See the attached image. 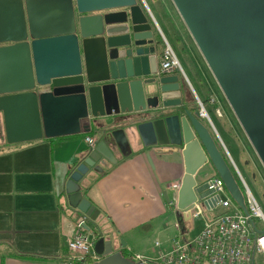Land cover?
Wrapping results in <instances>:
<instances>
[{
	"label": "water",
	"instance_id": "1",
	"mask_svg": "<svg viewBox=\"0 0 264 264\" xmlns=\"http://www.w3.org/2000/svg\"><path fill=\"white\" fill-rule=\"evenodd\" d=\"M171 1L264 169V0ZM144 10L140 0H0L5 141L93 129L97 139L83 150L64 186L66 206L92 223L98 211L82 197L79 183L139 144L182 149L178 215L209 194L195 180L209 161L248 216L243 192L198 112L180 106L178 77L159 71ZM173 108L184 116H169ZM203 205L208 209V202ZM93 250L99 259L92 264H134L103 236L96 237Z\"/></svg>",
	"mask_w": 264,
	"mask_h": 264
},
{
	"label": "crops",
	"instance_id": "2",
	"mask_svg": "<svg viewBox=\"0 0 264 264\" xmlns=\"http://www.w3.org/2000/svg\"><path fill=\"white\" fill-rule=\"evenodd\" d=\"M140 2L162 46V39L168 44L169 39L187 49L188 57L180 56L183 69L190 75L195 69L208 72L172 1ZM199 93L214 96L216 107L231 120L233 114L218 87L199 89ZM214 118L233 161L238 146L225 132L223 121ZM86 136L98 137L92 129L74 136L8 144L0 113V264H75L67 241L75 235L81 217L66 206L64 186L87 147ZM115 160L106 163L101 173L89 172L79 183L82 197L98 211L95 222L87 220V227L96 237L111 241L127 260L133 253L153 255L154 241L167 248L176 236L171 222L178 214L169 202L174 197L171 185L184 174L183 166L177 164L179 155L171 146L143 148L139 144L125 154L117 153ZM213 175L209 169L198 180ZM199 230L185 236L193 237Z\"/></svg>",
	"mask_w": 264,
	"mask_h": 264
},
{
	"label": "built area",
	"instance_id": "3",
	"mask_svg": "<svg viewBox=\"0 0 264 264\" xmlns=\"http://www.w3.org/2000/svg\"><path fill=\"white\" fill-rule=\"evenodd\" d=\"M160 70H181L179 61L168 44L163 49ZM199 116L202 119L206 117L202 107L199 108ZM84 142L87 146H92L95 139L86 136ZM243 185L248 216L232 201L217 175L206 178L199 186H206L209 194L197 196L190 207L176 215L177 221L173 224L176 236L170 240L168 247L163 248L156 240L153 255L133 253L129 260L134 264H264V216L244 182ZM171 188L174 190V197L169 204L177 211L179 185L173 184ZM204 202L209 203L208 209L204 208ZM215 209H220L221 212L212 216ZM204 211L210 214L208 219L204 218ZM198 219L203 221L199 232L193 237L185 236L188 234L185 223H194ZM87 220L81 216L77 221V231L67 241V246L75 261L85 262L87 259L96 262L99 259L93 250L96 235L86 230Z\"/></svg>",
	"mask_w": 264,
	"mask_h": 264
},
{
	"label": "flooded vegetation",
	"instance_id": "4",
	"mask_svg": "<svg viewBox=\"0 0 264 264\" xmlns=\"http://www.w3.org/2000/svg\"><path fill=\"white\" fill-rule=\"evenodd\" d=\"M154 41H155V45L157 48V57H158V63H159V71L163 74V75H167V76H173L176 75L178 77V86H179V93H180V106L189 110L190 112H194L197 111L198 112V116H199V108L202 107L204 114L206 115L205 119H202L200 116V120L201 123L207 128V130L210 132L217 149L220 151L221 155L223 156L226 164L228 165L229 168L233 167H237L235 161H231L229 156H228V150L227 147L224 143L221 142L220 138L221 135L219 133V130L217 128V126L215 125V123L212 121V119H210L209 115H208V110L210 111V113L213 112V114L220 119L221 121H223V127L225 129V132L227 133V135H229L230 138L235 139L237 134L234 130V123L238 125V128L240 130V132L242 134H244L247 143L249 144V146L251 147V149L253 150L249 140L247 139L241 125L239 124L237 118L235 117L229 103L227 102L223 92L221 91L217 81L215 80L212 72L210 71L209 67L207 66V63L205 62L203 56L202 60L205 63V65L208 68V72L206 69H204V73L198 72L196 69L195 71L192 73V75H190L186 70L181 68L180 65V71H174V70H170L167 72H162L160 70V63L162 61V54H163V49L165 47V44H168L167 42L164 41V45L162 46V44L160 43L159 39L156 38V36H154ZM169 45V44H168ZM196 45V44H195ZM171 47V49L173 50L172 46L169 45ZM197 47V46H196ZM198 49V48H197ZM174 52V50H173ZM175 53V52H174ZM201 54V53H200ZM191 62L190 59L186 60V62L188 63ZM180 64V63H179ZM218 87V89L220 90L221 94L224 97L225 102L227 103V105L229 106L233 116L231 118V120H228L227 116L225 115V113L223 112V110L221 108H217V99L212 96V95H207V96H202L199 93V89L201 90H206L209 88H213V87ZM207 106V108H206ZM212 111V112H211ZM169 116H178V117H183V111L182 109H178V108H173L171 110H169ZM168 116V117H169ZM173 141H177V139H174ZM234 143L237 145L238 142L234 141ZM167 146H171L176 148V154L179 155V161L177 162V164H179L180 166H183V170H184V161H183V157H182V149L180 147H177L175 145H167ZM157 147H165V146H158ZM239 153H244L245 151L244 149H241V151H239ZM253 155H255L256 158L257 155L255 153V151L253 150ZM251 155L247 154L245 162L248 164H251L252 166L255 167L254 161L252 160V158L250 157ZM259 160V159H258ZM260 162V161H259ZM261 164V163H260ZM263 168V167H262ZM212 171V173L214 174L213 176L216 175L215 170L212 166V164L209 161H206L202 167L198 170L197 174L195 175V180L198 184L202 183L206 178L209 177H205L204 179H199V175L201 174V172L207 171L209 170ZM233 169V168H232ZM255 169L258 171V169L255 167ZM264 170V169H263ZM259 172V171H258ZM212 177V176H210ZM181 182V181H180ZM180 182L179 183H174V184H178L180 187Z\"/></svg>",
	"mask_w": 264,
	"mask_h": 264
},
{
	"label": "rangeland",
	"instance_id": "5",
	"mask_svg": "<svg viewBox=\"0 0 264 264\" xmlns=\"http://www.w3.org/2000/svg\"><path fill=\"white\" fill-rule=\"evenodd\" d=\"M167 41L172 46V48L175 52V55H176L180 65L183 69L184 63H183L181 57H183V58L188 57L187 49L184 47L183 44H181V46L180 45L177 46V45H174V43L171 40L167 39ZM162 42L164 43L163 39H162ZM206 108H207V106H206ZM207 112H208L210 119H212V121L215 123L214 115H212L209 110ZM234 130L237 134L234 141L238 142V144H237L238 150L241 151V149H244L245 154L244 153H237V154L233 153V159H234L237 167H235V166L233 167V165H232V168H233L234 173L236 174V176L238 178L239 187H240L241 191L244 194V192H245V187L243 185V182H244V184L248 187L251 194L254 196L255 200L257 201V203L260 207V210L264 216V170H263L262 165L260 164L258 158H256L255 155L252 154L253 150L251 149V147L247 143L244 134H242L240 132L238 125L235 123H234ZM226 144H228V143H226ZM247 154L251 155L250 157L254 161L255 167L258 169L259 172L255 169L254 166L245 162ZM236 170H238L241 177L236 172ZM241 179L243 180V182ZM220 212H221L220 209H215L213 211V213H211V214L213 216V215H216ZM209 217H210V214H207L206 211H204V218L208 219ZM176 221H177V217H176V215H173V221L171 222L172 227ZM202 223H203V221L198 219L194 223L193 222L185 223L184 227L188 231V233L193 234V233H196L201 228Z\"/></svg>",
	"mask_w": 264,
	"mask_h": 264
},
{
	"label": "trees",
	"instance_id": "6",
	"mask_svg": "<svg viewBox=\"0 0 264 264\" xmlns=\"http://www.w3.org/2000/svg\"><path fill=\"white\" fill-rule=\"evenodd\" d=\"M230 170L232 171V173L235 177V180H236L237 184L239 185L238 178H237L236 174L234 173V170L232 168H230ZM96 234L99 235V233H96ZM125 256H127V254ZM75 264H92V261L86 259L85 262L76 261Z\"/></svg>",
	"mask_w": 264,
	"mask_h": 264
}]
</instances>
